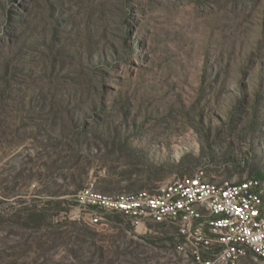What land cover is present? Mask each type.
<instances>
[{
    "label": "rangeland",
    "instance_id": "obj_1",
    "mask_svg": "<svg viewBox=\"0 0 264 264\" xmlns=\"http://www.w3.org/2000/svg\"><path fill=\"white\" fill-rule=\"evenodd\" d=\"M197 171L264 187V0H0V264H195L74 211Z\"/></svg>",
    "mask_w": 264,
    "mask_h": 264
},
{
    "label": "built area",
    "instance_id": "obj_2",
    "mask_svg": "<svg viewBox=\"0 0 264 264\" xmlns=\"http://www.w3.org/2000/svg\"><path fill=\"white\" fill-rule=\"evenodd\" d=\"M75 219L101 224L109 213L139 226L148 219L173 225L179 249L195 264L264 263V187L254 177L213 181L203 171L174 178L156 192L107 194L95 183L75 197Z\"/></svg>",
    "mask_w": 264,
    "mask_h": 264
},
{
    "label": "trees",
    "instance_id": "obj_3",
    "mask_svg": "<svg viewBox=\"0 0 264 264\" xmlns=\"http://www.w3.org/2000/svg\"><path fill=\"white\" fill-rule=\"evenodd\" d=\"M115 214H119V213H115Z\"/></svg>",
    "mask_w": 264,
    "mask_h": 264
}]
</instances>
